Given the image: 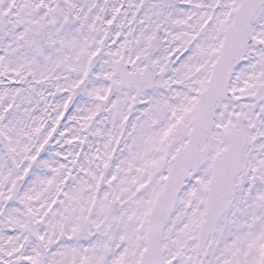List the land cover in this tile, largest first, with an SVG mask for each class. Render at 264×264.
<instances>
[{
    "label": "snow or ice",
    "instance_id": "snow-or-ice-1",
    "mask_svg": "<svg viewBox=\"0 0 264 264\" xmlns=\"http://www.w3.org/2000/svg\"><path fill=\"white\" fill-rule=\"evenodd\" d=\"M0 264H264V0H0Z\"/></svg>",
    "mask_w": 264,
    "mask_h": 264
}]
</instances>
